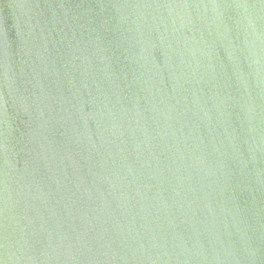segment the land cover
I'll return each instance as SVG.
<instances>
[{
    "label": "water",
    "instance_id": "water-1",
    "mask_svg": "<svg viewBox=\"0 0 264 264\" xmlns=\"http://www.w3.org/2000/svg\"><path fill=\"white\" fill-rule=\"evenodd\" d=\"M0 264H264V0H0Z\"/></svg>",
    "mask_w": 264,
    "mask_h": 264
}]
</instances>
